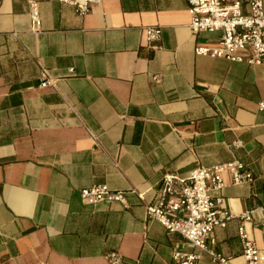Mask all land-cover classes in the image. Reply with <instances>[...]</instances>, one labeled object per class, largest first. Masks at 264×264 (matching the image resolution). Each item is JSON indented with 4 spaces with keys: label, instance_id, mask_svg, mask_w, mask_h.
I'll use <instances>...</instances> for the list:
<instances>
[{
    "label": "crops",
    "instance_id": "0c3cea01",
    "mask_svg": "<svg viewBox=\"0 0 264 264\" xmlns=\"http://www.w3.org/2000/svg\"><path fill=\"white\" fill-rule=\"evenodd\" d=\"M190 20L187 0H96L84 17L57 0H0V264H112L111 253L118 264H174L175 249L213 264L145 206L164 174L234 159L255 179L222 175L231 220L209 244L244 264L240 216L264 206V64L195 55L219 33L195 36ZM147 27L160 28L158 41ZM93 185L125 202L85 205L80 190ZM261 216L243 226L264 264Z\"/></svg>",
    "mask_w": 264,
    "mask_h": 264
},
{
    "label": "built area",
    "instance_id": "2783aa9c",
    "mask_svg": "<svg viewBox=\"0 0 264 264\" xmlns=\"http://www.w3.org/2000/svg\"><path fill=\"white\" fill-rule=\"evenodd\" d=\"M72 6L78 16L84 17L96 0H57ZM191 20L189 29L195 36L219 33L215 42L197 43L194 53L211 59H222L248 66L264 64V0H187ZM29 20L32 34L41 30L38 5H29ZM149 41H158L161 30L158 27L145 28ZM41 87L50 84L43 72ZM153 80L159 82V77ZM264 109V102L259 104ZM237 144H233L235 147ZM230 177L232 185L252 184L254 175L243 161L234 159L230 163L210 168H196L188 178L179 179L166 173L161 179L155 200L145 206L147 219L158 222L168 234H178L187 246L208 255L213 264H233L230 257L217 253L209 244L215 229H224L231 215L223 209L224 199L216 192L224 187L222 175ZM81 201L88 206L100 203H124L125 194L114 192L105 185H93L80 190ZM261 212L258 226L264 231V206L247 210L240 216L242 225L238 228L241 243V258L244 264H260L261 253L251 240L245 228L255 212ZM112 264L120 259L116 253L108 255ZM200 255L173 250L174 264H199Z\"/></svg>",
    "mask_w": 264,
    "mask_h": 264
}]
</instances>
